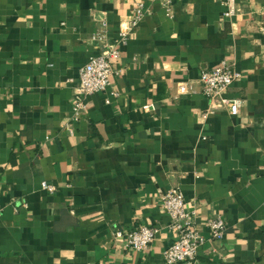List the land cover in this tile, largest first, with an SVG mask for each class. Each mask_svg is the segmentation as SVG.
I'll return each mask as SVG.
<instances>
[{"label": "crops", "instance_id": "crops-1", "mask_svg": "<svg viewBox=\"0 0 264 264\" xmlns=\"http://www.w3.org/2000/svg\"><path fill=\"white\" fill-rule=\"evenodd\" d=\"M139 3L110 87L73 119L96 31L113 42ZM234 4L226 17L221 0H0V264H164L171 186L200 227L227 225L196 264H264V0ZM221 61L242 74L234 115L200 91ZM139 225L159 229L146 250L113 240Z\"/></svg>", "mask_w": 264, "mask_h": 264}, {"label": "built area", "instance_id": "built-area-1", "mask_svg": "<svg viewBox=\"0 0 264 264\" xmlns=\"http://www.w3.org/2000/svg\"><path fill=\"white\" fill-rule=\"evenodd\" d=\"M156 1L162 7L170 10L174 1L182 0ZM221 1L226 7L224 11L226 17H231L239 11L238 7H235L234 0ZM147 13L148 9L139 3L128 26L120 31L118 38L113 42L107 39L104 29L99 28L96 31L93 40L98 52L78 69V83L75 92L80 96V99L73 100V119L78 118L81 114L84 108L83 101L88 96L108 90L111 85V77L115 73L113 62L118 58L120 48L128 40V29L135 27ZM241 77V71L226 61H221L217 66L200 74V91L208 99L211 111L217 108H227L230 114L238 113L241 99L229 97L227 93L232 84ZM68 130L72 133L69 126ZM41 186L50 193L55 190L54 185L45 181L41 182ZM160 205L169 215L171 219L169 227L175 232V238L163 249L164 264H196L199 249L205 241L208 238L220 240L226 233L227 225L220 215L207 218L203 227H200L196 222L195 212L186 211L184 197L178 187L171 186L163 191L160 195ZM158 230L156 226H129L123 230H113L112 238L121 240L124 248L129 251H144L152 244ZM204 233H207L208 238Z\"/></svg>", "mask_w": 264, "mask_h": 264}]
</instances>
